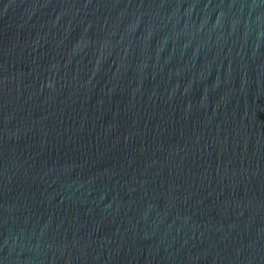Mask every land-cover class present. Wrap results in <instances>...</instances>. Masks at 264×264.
Returning <instances> with one entry per match:
<instances>
[{"label":"water","instance_id":"95a60500","mask_svg":"<svg viewBox=\"0 0 264 264\" xmlns=\"http://www.w3.org/2000/svg\"><path fill=\"white\" fill-rule=\"evenodd\" d=\"M0 264H264V0H0Z\"/></svg>","mask_w":264,"mask_h":264}]
</instances>
